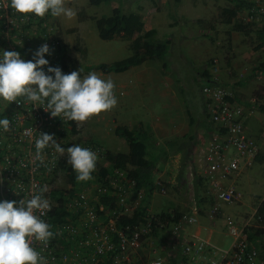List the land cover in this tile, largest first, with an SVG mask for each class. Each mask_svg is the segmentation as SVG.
<instances>
[{
  "label": "built area",
  "instance_id": "1",
  "mask_svg": "<svg viewBox=\"0 0 264 264\" xmlns=\"http://www.w3.org/2000/svg\"><path fill=\"white\" fill-rule=\"evenodd\" d=\"M6 4L10 5V0H0V57L3 51H16L25 61L32 60L35 50L47 43L51 54H46L45 59L49 66H58L65 74L74 71L49 13L42 19L32 14L25 19L10 7L6 9ZM242 11L245 24L261 37L263 64L264 0H247ZM44 70L47 73V66ZM259 70L264 79V65ZM216 71L214 67L210 80L200 89L213 131L187 167L190 181L194 176L200 178L211 195L212 205L205 213L208 221L218 217L219 204L238 203L243 198L235 185L236 177L252 168L260 154V146L246 135L244 122L264 106V85L261 91L240 99L230 85L215 75ZM18 102L8 104L0 99V119L10 121L8 132L0 127V202L31 199L47 185L44 198L49 200L51 210L44 216H39L38 211L36 215L49 224L54 208L50 194L59 186H67L62 204L65 214L51 229L54 242L49 241L45 247L33 239L31 245L48 264H264V215L257 213L264 196L238 222L225 218V237L231 239L225 249L214 246L210 239L186 234V229L200 218L193 199L185 214L168 212L162 216L145 208L143 217L134 218L144 194L142 188H135L127 172L109 169L101 146L92 141L78 142L73 132H78L76 122L74 127L73 121L53 118L43 105H33L24 98H18ZM40 133L53 135L65 149L64 154L50 145L41 153L43 163L34 162L35 139ZM260 133L264 135V131ZM73 145L91 149L98 156L92 179L78 182L77 187L68 182L60 168L68 161L67 149ZM76 177L73 181H78ZM152 185L155 193L164 195L160 182ZM108 200L113 203L111 208Z\"/></svg>",
  "mask_w": 264,
  "mask_h": 264
},
{
  "label": "rangeland",
  "instance_id": "2",
  "mask_svg": "<svg viewBox=\"0 0 264 264\" xmlns=\"http://www.w3.org/2000/svg\"><path fill=\"white\" fill-rule=\"evenodd\" d=\"M65 6L76 12L74 18L53 17L50 11L49 15L58 28V36L72 70L82 69V78L90 72L100 73L90 69V66L110 65L130 56L126 41L118 38L101 41L97 38L93 19L109 16L112 9L134 12L139 7L144 30L154 29L156 40L170 41L163 62L159 61L160 71L165 74L162 80L148 79L143 82L142 79L137 80L130 71L119 75L101 74L103 79L108 77L114 80H130L127 87L131 88V93L129 95L126 90L115 85L117 105L77 127L78 142L92 141L104 150L123 153L126 151V145L121 138L113 134L114 127L124 125L131 128L141 123L150 132L155 119L166 126L168 117L179 123L182 115L192 119V126L187 127L186 134L193 136L194 129L200 122L199 116L202 115L203 98L200 89L204 81L201 80L200 73L203 69H206L211 77L215 67V75L225 85H230L231 90L240 99L262 90L264 79L260 77L259 70V65L263 62L262 53L258 48L260 40L249 27L247 29L251 32L244 34L232 32L230 26L221 23V9L233 6L225 0H111L109 3L98 5L90 4L88 0H65ZM235 19L245 25L242 9L238 10ZM197 20L205 22L206 28L199 25ZM162 64L165 66L162 67ZM168 82H171V88ZM170 90L173 95H170ZM209 122L206 119L200 123L210 126ZM244 123L246 135L260 146L261 157L264 159V135L260 133V130L264 131V113L257 110L253 117L246 119ZM95 129L97 134L101 133L99 136L94 134ZM149 135L146 150L157 168L151 183L160 182L165 193L160 195L154 192L143 205L152 214L173 210L185 214L192 205V199L196 202V192L193 180L190 181L188 176L187 167L190 163L180 170L178 162L172 156L183 155V149L178 147L182 137L173 133L156 137L152 133ZM163 152L166 153L165 158L160 156ZM191 160L192 156L190 162ZM240 178L242 182H239ZM236 184L243 198L238 203L219 204V218L213 219L214 226H211L205 217L211 206V195L204 185L200 189L206 203L200 207L202 218H197V223L211 231V244L223 249L227 248L231 241L229 237H225V218L230 217L237 222L245 218L264 194V160L256 162L248 172L240 175ZM64 188L67 186L57 187L60 190Z\"/></svg>",
  "mask_w": 264,
  "mask_h": 264
},
{
  "label": "clouds",
  "instance_id": "3",
  "mask_svg": "<svg viewBox=\"0 0 264 264\" xmlns=\"http://www.w3.org/2000/svg\"><path fill=\"white\" fill-rule=\"evenodd\" d=\"M8 7L25 19L29 14L42 19L49 11L53 17L72 19L76 16L72 8L65 6V0H10V5H5L6 9ZM46 54H51L47 43L39 46L33 53V59L28 61L22 59L19 52L3 51L0 57V99L11 104L19 103L18 98H24L33 105H43L53 118L76 122L77 127L117 105L115 83L111 78L102 79L95 72L81 78L80 68L65 74L60 67L49 66ZM0 127L8 132L9 119H0ZM50 145L56 152L64 154L65 149L53 135L40 133L35 139L34 162L39 160L43 163L41 153ZM67 153L68 163L76 172L77 180L86 182L92 179L97 154L79 145L69 147ZM47 191L45 185L31 199L0 202V264H48L47 259L31 246L34 239L47 247L54 237L49 230L50 225L39 218L51 210L49 200L44 198Z\"/></svg>",
  "mask_w": 264,
  "mask_h": 264
},
{
  "label": "trees",
  "instance_id": "4",
  "mask_svg": "<svg viewBox=\"0 0 264 264\" xmlns=\"http://www.w3.org/2000/svg\"><path fill=\"white\" fill-rule=\"evenodd\" d=\"M110 1L111 0H88V2L93 5H98L100 3L105 4V3H109ZM225 1L231 3L233 6L232 8L221 9L219 13L221 23L226 26H230V30L232 32L244 33V34L250 33L251 30L247 29L248 26L246 24L242 25L235 19L238 10L245 8L247 2L242 0H225ZM138 11L140 12L139 7L134 12H129V11L123 12L115 8L112 9L111 14L109 16L93 19L97 38L101 41H110L115 38L126 41L128 43V50L130 51V56L123 60L114 62L110 65L98 64V65L90 66V69L98 71L101 74H108L111 72L124 70L129 67L139 66L144 61L157 60L163 62V59L168 52L170 41L167 39L163 41L156 40L155 38L156 32L154 29L144 30L142 17ZM197 23L199 25L205 26L206 28L207 24L205 22L201 20H197ZM201 29L204 30V28L202 27ZM257 37L261 41V37L260 36ZM226 46L228 47V41H226ZM258 48H260V45H258ZM263 65L264 63L260 64L259 67H262ZM164 66L165 65L162 64V67ZM81 77H82V73H81ZM200 78L201 80L204 81V83L210 80L208 71L206 69H203L201 71ZM259 109L261 112L264 113V106ZM201 114H200L201 121L208 119V115L205 110L204 100H203V107ZM187 118H188L189 126H192V119H190V117ZM73 125L75 127V122H73ZM200 126L203 127V130L209 129L208 125L201 124ZM73 132L77 133L75 129L73 130ZM113 134L124 141L127 148V152L125 154H121V153H112L107 150H104V159L107 162L109 169L117 168L127 172L128 177L135 181V188L137 190L141 188L143 189V194H144L143 202H145V200L149 198L150 195L155 190V186H153L151 183V178L152 175L157 171V168L155 166V161H152L148 157L146 150V142L148 141L150 136L149 130H147L143 125L139 123L132 126L131 128H126L124 126H116L113 129ZM193 146H194L193 136L190 134H184L182 136V140L180 144L178 145L179 149L180 150L183 149L184 151L183 155H181L179 159L180 170L184 169V167L188 163L187 161L191 159L192 156L191 151ZM177 152L179 151L177 150ZM160 156H162V158H165L166 153L163 152L160 154ZM263 160L264 159L258 155L255 159V162H262ZM65 163L64 165L60 166V168L65 172L68 178V182H70L73 185V187H77L78 181H73V177L77 174L72 169V166L68 163V161ZM100 172H105V170L101 169ZM193 185L196 192L195 194L196 204L200 209L201 205L206 203V198L202 196V193L200 192V189L202 187L201 179L194 176ZM65 192L66 191L64 190L58 189L50 194L54 202V208L50 213V220H49L50 231L54 227V224L58 223L65 214L64 209L62 207V204L64 202L63 195ZM209 198H210L209 205H212L211 197ZM107 203H108V207L111 208L113 206L111 200H108ZM145 212L146 209L142 204L141 206H139L137 210L134 211V218L143 217L145 215ZM168 212L175 213V216H178L180 214L176 210H173V211L161 212V215L166 216L167 215L166 213ZM199 212L201 211L199 210ZM257 213L264 215V199L260 202L257 208ZM134 220L131 221L124 219V222H135ZM247 232H248V239H251L252 233L250 232V230H248ZM52 240H55L54 237L51 238L50 240L51 243L54 242ZM170 264H175V262L171 261Z\"/></svg>",
  "mask_w": 264,
  "mask_h": 264
},
{
  "label": "crops",
  "instance_id": "5",
  "mask_svg": "<svg viewBox=\"0 0 264 264\" xmlns=\"http://www.w3.org/2000/svg\"><path fill=\"white\" fill-rule=\"evenodd\" d=\"M144 26V25H143ZM160 65V62L157 61V60H151V61H144L143 63H141L139 66H136V67H129L127 69H124V70H119V71H115V72H111V73H114L116 75H119V74H123L127 71H130L132 73V75L137 79V80H140L142 79L143 82L145 81H148V79L150 80H154V79H159V80H162L163 78H165V74L162 73L160 71V68H159ZM164 70V69H163ZM109 74V73H108ZM102 79H103V76L101 75V73L98 74ZM104 76H106L107 74H103ZM82 78V77H81ZM108 79V77H107ZM105 79V80H107ZM115 85L118 87V88H121L123 90H126L127 93L130 95L131 93V88L127 87L130 83V80H123V79H119V78H115V80L113 78H111ZM168 86L169 88H171L172 84L171 82H168ZM170 95H173L172 91L170 90ZM201 113H202V110H201ZM200 117V116H199ZM180 121L179 123H176L174 120H172L170 117L167 118V124L166 126H164L163 124H161L157 119H155L153 121V126L151 127L150 129V132L149 133H152L153 136H166L168 133H173V134H177L179 137H182L184 134H186V130H187V127H189V124H188V120L186 118V115H182L180 116ZM201 121V120H200ZM138 124V123H137ZM141 124V123H140ZM201 123L199 122L198 123V127H196L194 129V135H193V140H194V146L192 147V151H191V154H192V157L195 155V153L201 149L203 147V145L206 144V142L208 141L212 131H213V127L209 126V129L208 130H203V127L200 126ZM124 126V125H122ZM126 127V126H124ZM128 128V127H127ZM190 128V127H189ZM246 128V126H245ZM99 130H101V128H99ZM94 134H97V131L95 129L94 131ZM101 133H98L97 135L99 136ZM262 144V143H261ZM106 150V149H105ZM107 151L109 152H114L110 149H107ZM127 152V148H126V151L121 153V154H125ZM116 153V151L114 152ZM119 153V152H118ZM175 160L178 162V165H179V159H180V155L179 154H175V155H172ZM259 156H261V151H260V154ZM175 162V163H177ZM187 165L190 163V160L187 161ZM256 163V162H255ZM254 163V164H255ZM190 165V164H189ZM187 167V166H186ZM253 167V166H252ZM251 169V168H250ZM249 169V170H250ZM249 170L247 171H243L240 175L248 172ZM237 176L236 179L238 177ZM239 182H242V178L239 179ZM235 184H236V180H235ZM236 186L238 187V185L236 184ZM239 186H241L239 184ZM154 193V192H153ZM152 193V194H153ZM264 196V194L262 195ZM262 196L260 197V199L257 201L259 202L262 198ZM148 210V209H147ZM200 218H202L200 216ZM219 218V216H218ZM207 220V219H206ZM209 222V224L211 226H214L215 224V221H207ZM186 233L188 235H196L200 238H205V239H211V231L210 230H207L205 227H203L202 224L200 223H196V225H192V226H189L187 229H186ZM224 236V234H223Z\"/></svg>",
  "mask_w": 264,
  "mask_h": 264
}]
</instances>
